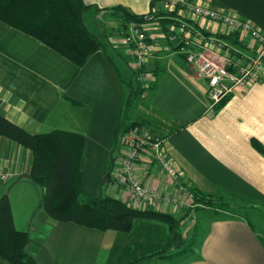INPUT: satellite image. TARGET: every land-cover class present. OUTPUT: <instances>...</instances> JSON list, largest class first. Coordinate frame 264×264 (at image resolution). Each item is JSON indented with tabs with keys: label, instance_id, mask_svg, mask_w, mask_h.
Returning <instances> with one entry per match:
<instances>
[{
	"label": "crops",
	"instance_id": "obj_1",
	"mask_svg": "<svg viewBox=\"0 0 264 264\" xmlns=\"http://www.w3.org/2000/svg\"><path fill=\"white\" fill-rule=\"evenodd\" d=\"M84 1L92 6L86 24L99 31L91 32L107 46L83 67L0 21V115L33 135L64 131L83 136V184L97 197L111 175L113 155L125 151L114 149L125 82L133 78L130 47L117 33L126 31L128 22L117 9L142 17L162 15L164 2L172 0ZM192 1L234 13L264 33V0ZM178 19L167 13L146 23L152 45L147 65L151 78L131 118L143 124L149 137H163L188 194L180 195L178 205L167 203L175 184L157 163L145 160L138 164L137 174L152 191L150 199H125L121 189L110 186L111 179L103 191L140 210L182 219L183 235L187 240L196 238L193 254L146 264H264L260 216L264 215V64L256 81L211 110L206 79L177 51L178 43H169V34L179 30ZM188 19L206 38L229 43L245 57L256 55V43L249 37L238 35L242 43L238 44L237 33L208 20ZM193 50L201 52L199 47ZM238 53L233 58L243 62ZM32 162L31 150L0 136V169L13 175L0 182V200L9 197L15 226L29 233L28 253L39 263L130 264L170 246L168 224L152 218L135 219L130 232L100 231L53 219L38 209L44 191L29 177ZM194 193L229 207L198 204ZM0 264L10 263L0 258Z\"/></svg>",
	"mask_w": 264,
	"mask_h": 264
},
{
	"label": "trees",
	"instance_id": "obj_2",
	"mask_svg": "<svg viewBox=\"0 0 264 264\" xmlns=\"http://www.w3.org/2000/svg\"><path fill=\"white\" fill-rule=\"evenodd\" d=\"M91 7L84 0H0V21L32 36L77 66L83 67L97 52H106L107 46L89 30L85 22V15ZM117 10L128 22L149 23L167 14L144 20V17L132 15L122 8ZM238 35L235 34L234 42L242 44ZM132 80L125 82V96L114 149L116 152L121 149L124 135L138 124L132 120L131 114L135 102L146 90L139 83L135 87ZM0 136L32 151L33 162L29 177L44 191L38 209L45 210L53 219L100 231L117 232H130L137 218H152L168 224L172 235L170 246L154 256L130 264H146L155 259L173 260L177 256L194 253L196 238L187 240L183 235L182 219L155 210H140L126 201L106 195L103 187L110 182V175L101 185L97 197L87 192L80 166L83 136L64 131L33 135L2 115ZM115 159L116 155H113L109 168L111 173ZM194 195L198 197L197 203L206 207H229L220 200H208L206 196L197 193ZM29 243V233L16 228L10 199L4 196L0 200V258L10 264H41L28 253Z\"/></svg>",
	"mask_w": 264,
	"mask_h": 264
},
{
	"label": "built area",
	"instance_id": "obj_3",
	"mask_svg": "<svg viewBox=\"0 0 264 264\" xmlns=\"http://www.w3.org/2000/svg\"><path fill=\"white\" fill-rule=\"evenodd\" d=\"M165 13H174L179 19V30L169 34V43H178L177 51L185 55L190 67L197 70L208 83V95L211 110H214L225 98L240 91L259 78L264 64V33L238 15L225 10H214L205 4L194 3L192 0H172L164 2ZM151 15L144 18L149 19ZM208 20L221 25L230 33L246 36L256 43V55L245 57L237 50L220 39L206 38L195 26L186 20ZM186 17V18H185ZM146 23L132 22L124 35V43L131 49L133 57L132 71L136 81L147 88L151 75L147 70L152 45L148 36ZM203 44V45H202ZM199 47L201 52H196ZM238 53L244 60L233 58ZM233 54V55H232ZM163 137H149L143 126L135 124L122 138L119 154H116L115 165L110 175V186L121 189L125 199H150L152 191L143 185L137 174L138 164L145 160L157 163L162 173L172 179L176 190L172 197H167V203L178 205L181 194H188L182 184V174L177 170L169 156ZM12 173L0 169V182H7Z\"/></svg>",
	"mask_w": 264,
	"mask_h": 264
},
{
	"label": "rangeland",
	"instance_id": "obj_4",
	"mask_svg": "<svg viewBox=\"0 0 264 264\" xmlns=\"http://www.w3.org/2000/svg\"><path fill=\"white\" fill-rule=\"evenodd\" d=\"M159 12H160V11H159ZM163 13H164V12H163ZM155 16H156V15H151L149 18L151 19V18H153V17H155ZM123 18H124V21H123V22H124V23H127L128 21H126L124 15H123ZM143 19H144V20H148V19H145V18H143ZM88 20H89V18H88ZM152 21H155V20H152ZM152 21H151V22H152ZM132 22H138V23H141V22H139V21H130V22L127 23V26H128L130 23H132ZM87 24H88V22H87ZM87 26H88V28H89L90 31L93 30L92 32H95V33H98V32H99V31L95 30V29L93 28L92 25H90V26L87 25ZM124 26L126 27V25L123 24L122 27H124ZM125 32H126V31L123 32L122 29H119L118 32H117L118 34H120L119 36H122V39H121V40H123V43H124V35H125ZM95 33H94V34H95ZM102 34H103V33H102ZM124 44H125V43H124ZM127 46H128V45H127ZM130 53H131V49H130ZM132 79H133L132 81H133L134 84H135V87H137L136 85L138 84V82L136 81L135 77L133 76ZM115 155H116V154H115ZM207 199H208V200H209V199L213 200L212 198H209V197H207ZM213 201H219V200H213ZM260 216H262L263 219H264V215H262V213H261ZM260 216H259V217H260ZM259 217L257 216L256 221H255V225H256V228H257V229H259V227H260V226H259V223H258V220H260ZM195 244H196V243H195ZM181 256H182V255H181ZM177 257H180V256H177ZM177 257H176V258H177Z\"/></svg>",
	"mask_w": 264,
	"mask_h": 264
},
{
	"label": "water",
	"instance_id": "obj_5",
	"mask_svg": "<svg viewBox=\"0 0 264 264\" xmlns=\"http://www.w3.org/2000/svg\"><path fill=\"white\" fill-rule=\"evenodd\" d=\"M110 174H107L106 178H105V181H107L108 177H109Z\"/></svg>",
	"mask_w": 264,
	"mask_h": 264
}]
</instances>
